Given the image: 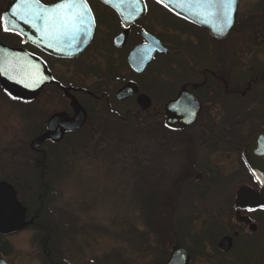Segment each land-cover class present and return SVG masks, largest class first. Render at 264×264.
<instances>
[{
	"label": "rangeland",
	"instance_id": "374dc122",
	"mask_svg": "<svg viewBox=\"0 0 264 264\" xmlns=\"http://www.w3.org/2000/svg\"><path fill=\"white\" fill-rule=\"evenodd\" d=\"M6 2L0 0V13ZM145 23L162 34L170 50L137 77L142 89L152 93L147 109L134 99L110 109L105 99H83L88 111L83 126L37 149L32 140L45 130L50 114L67 108V101L55 87L23 101L0 85V180L14 184L28 206H37L40 199L42 221L53 227L50 256L43 253L41 231L34 228L6 237L7 244L0 238L8 262L164 264L178 245L192 254L189 264H264V208L254 212L255 232L237 227L231 201L250 179L239 150L219 140L237 135L240 144L264 122V80L251 83L245 98L235 101L208 72L219 71L229 86L242 91L264 70V0H239L236 24L222 39H213L207 30L204 36L156 8ZM104 32L97 31L96 37L104 38ZM119 59L105 45L94 44L80 61L55 64L54 71L97 93L107 90L113 100L119 84L115 75L127 74ZM203 68L209 75L205 132L203 114L186 132L168 131L165 101L183 83H200ZM216 138L218 146L209 150L207 144ZM192 168L204 173L201 182L194 180L197 170ZM205 195L213 198L205 201ZM235 230L240 234L232 249L219 252L218 239Z\"/></svg>",
	"mask_w": 264,
	"mask_h": 264
},
{
	"label": "water",
	"instance_id": "95a60500",
	"mask_svg": "<svg viewBox=\"0 0 264 264\" xmlns=\"http://www.w3.org/2000/svg\"><path fill=\"white\" fill-rule=\"evenodd\" d=\"M107 4H110L119 14L120 18L125 24H130L134 19L138 18L144 13L143 0H131L128 7L123 6L120 1L116 0H101ZM175 15L194 23L204 29H207L214 38H224L228 32L234 27L239 0H237L235 10L231 16V26L226 27L223 34L217 32L216 27L211 22H205L204 18L199 15H193L192 11L186 10L185 7H180V4H187L189 2L194 3L195 0H155ZM37 2L42 7H51L60 3L61 0L53 5L45 6ZM83 2L87 5L85 0ZM23 3V0H11L3 12L4 25L5 18L11 17L14 11H18L17 5ZM137 3V4H135ZM137 7L134 9V7ZM88 7V5H87ZM89 9V7H88ZM89 15L92 14L89 10ZM93 18V17H92ZM15 27L9 29H15L19 31L24 40L34 44L42 50L51 52L57 56L70 57L78 54L88 43L93 25L87 35L80 42L62 43L59 46L55 41H51L52 46H49L50 40L43 35L41 31H37L30 24L24 22L19 17L15 18ZM127 31H123L121 36L126 37ZM148 41L155 42L154 49L166 52L167 50L150 34L144 36ZM148 45V44H147ZM147 45H141L135 47L131 51V57L137 55L140 50L145 51ZM147 55L140 61L139 66L135 65L132 59H130L132 67L141 71L146 62L150 58L151 52H146ZM135 54V55H132ZM141 54V53H139ZM55 83L60 87L64 94L70 99V106L73 109V115L68 116L66 113L52 114L47 120V128L44 132L38 134L31 142V146L34 144L40 145L46 140H52L58 142L64 136L65 131L74 130L80 128L85 121L86 112L77 99L69 93V89L61 86L55 81L51 75V72L47 68L46 64L41 58L33 55L23 48L8 47L0 42V85L13 97L29 100L37 96V94L43 89L46 84ZM138 91L137 86L133 82H128L122 86L116 93L118 99H124ZM138 104L143 109H147L150 106V99L145 95H139L137 98ZM200 106L198 101L185 89L182 88L178 97L175 100H170L165 105L166 124L169 126L186 125L191 123L199 111ZM247 157V164L254 174L256 180L260 185L258 191L249 190L246 187H241L237 191L236 204L249 205L251 207L264 206V180L260 177H264V129L259 130L247 143L244 149ZM26 208L20 203L17 198V191L15 187L6 180H0V234L10 233L33 223V220H25ZM241 221L249 223L247 217L240 218ZM255 224H250L251 231L255 230ZM232 242L231 237H223L218 247L221 250H227L230 248ZM190 257L188 253L181 247L174 245L168 255V258L164 264H189ZM0 264H5L3 259L0 258Z\"/></svg>",
	"mask_w": 264,
	"mask_h": 264
},
{
	"label": "flooded vegetation",
	"instance_id": "af4514ba",
	"mask_svg": "<svg viewBox=\"0 0 264 264\" xmlns=\"http://www.w3.org/2000/svg\"><path fill=\"white\" fill-rule=\"evenodd\" d=\"M10 1L11 0H7L5 7L2 9V11L0 13V32H1L0 33V41L9 47L24 48L27 51H29L30 53H32L36 56H39L46 63L47 67L49 68V70L52 73L53 78L61 86L68 88L69 93L72 94L77 99V101L80 103V105L83 107V109L86 112V117H85L84 123L87 120L88 111L85 108V106L83 105V102H84L83 99H88V100L91 99V100H96V101H102L105 99L109 109L111 108V106L114 103H123L129 99H134L137 106L140 109H143L138 104L137 98L139 95H145L150 99V106L153 104L152 93L150 91L146 92L142 89V86H141L139 79L137 77L144 74L146 71H148L150 69V67H152L161 56L168 55L170 50L168 49L169 48L168 45L162 40V38H161L162 34L158 31L155 32L152 29L148 28L146 23H145V19L150 15L151 9L156 8L158 12L166 15L167 17H169L173 20H180L184 24H186L187 26L194 27L195 29H200L202 34L205 36V30L204 29H202L196 25H193V24H191V23H189L183 19L178 18L177 16H175L174 14L169 12L167 9H165L164 7H162L161 5L156 3L154 0H143V2L145 4V12L141 16H139L138 18L133 20V22L129 25L125 24L123 22V20L120 18L117 11L110 4H107L101 0H85V2L87 3V5L91 11V14L93 16V21H94L93 31H92L91 37H90L88 43L86 44V46L78 54H76L74 56H70V57L57 56V55L52 54L51 52L40 49L39 47L35 46L32 43L25 41L23 35L16 30H7V31L4 30L3 12H4V9L6 8L7 4ZM39 1L45 6H50V5H53L56 2H58L59 0H39ZM116 1H120L123 6L128 7L131 0H116ZM135 4H137V3H135ZM136 8L137 7L135 6L134 9H136ZM106 14H108L109 18L106 16ZM156 20H157L158 24L168 28L165 23H161L162 19L156 18ZM103 29H105V32L102 33L104 35V38L96 37L97 31L103 30ZM174 29H177V28H174ZM170 30L175 32L173 29H170ZM123 31H127V35H126V37H124V39H123V37H119V36H121ZM143 31H145L148 34L155 37L161 43V45L163 47L168 49V53L167 52H161V51L154 49L155 42L152 43L149 41V44H148L147 40L143 36ZM94 44L96 46H97V44H99L100 47H103L105 45V48L111 50V52L114 51L117 54V57L118 58L120 57V59L117 61L120 62V64L123 63V66H124L125 70L127 71L126 75L118 74V75H115V77H114V80L119 81V84L117 85V87L113 91V94H112V96L114 97L113 100L109 99L110 93H108L107 90H102L101 92L97 93L96 92L97 89L90 90L88 87L79 86L78 84L73 83L69 79H65L61 76H58L54 71V65L55 64H60V63L63 64L64 62H69V61H73V62L80 61L81 58H83L84 55L89 51V49H91V47L93 48ZM141 45H147L148 47L145 48V51L140 50V52L136 53L137 55L132 54L135 56L131 57L130 54H131L132 49H134L135 47L141 46ZM146 52H151L149 60L146 62L144 68L141 71L135 70L131 65L130 59H132L134 62H136L135 65L139 66L138 61H140L141 59L146 57V55H147ZM139 53H141V54H139ZM85 67L87 70H90V68H92V65H90L88 62L85 61ZM205 72H207V71H205V68H203L202 70L199 71V73L203 77V80L200 83L189 82V81L183 83L182 85H180L179 89L175 93L173 92V96L171 95V97L165 101V103L163 105V114H164L165 120H166V113H165L166 103L170 100H175L178 97V93L182 88H185L198 101L199 106H200V109L197 112L195 119L191 123L186 124V125H178V126H167V125H165L168 131L177 132V133L186 132L191 127H193L194 125L197 124V122L199 121V119L201 117V114H203L202 115L203 131L205 132V102H206L205 101V87L207 86L206 81L209 80V75L207 74L208 72H209L210 76H212V78H214L218 82L222 83L223 92L225 93V95L227 97L236 98L235 101H237L238 99L245 98V96L247 94V90H249L251 83L258 82V79H260L261 81L264 80V73H263L264 70H262L259 76H257L254 79L249 80L246 83V87L242 91L241 90L239 91L238 86H235V87L229 86L228 81L224 79L223 75H221V73L219 71H217V72L208 71L207 73H205ZM128 82L135 83L138 91L136 93L124 98V99H118L116 96L117 91ZM46 87H49V88L55 87L61 93V96L65 99V101H67V108L63 111H59V112H55V113L64 112L68 116H72L73 115V109L70 106V99H69V97H67L64 94L63 90L60 87H58L55 83L48 84L44 88H46ZM210 97L211 98H208V101H212L214 99L212 97V95H210ZM256 99H258V95H257ZM255 109H256V107H255ZM110 112L111 113L113 112L117 115L116 111L110 110ZM55 113H52V114H55ZM52 114H50L48 116V118ZM48 118H47V120H48ZM47 120L45 123V130L47 128ZM227 126H230V125H227ZM227 126H226V129L228 128L230 131L235 130L234 127L230 128ZM80 128L65 131L64 136L67 134H70V133H75ZM220 128L225 129V127H220ZM262 129H264V122H262L258 126V128H256V130H252L251 132H249L248 135L246 136L245 140L243 142H241L240 144H236V142H235V141H237L236 140L237 135L231 136L232 140L228 139L227 137H222V136L219 137V140L222 141L223 145H226L229 148L239 150L241 162H242L244 168L246 169L247 174H248L249 179H250L249 182L247 181L246 184L241 185L237 188V190L235 191V195H233V199L231 201V209L234 213L235 224L237 225V227L243 228L244 230L246 229V231H248L250 233H253L257 230V224H255V222L253 221L255 219L253 216L254 212L257 209L264 208V207L253 208L249 205H238V204H236V197H237V191L241 187H246L252 191H258L260 189V185H259L258 181L256 180L254 174L252 173V171L250 170V168L247 164V157L245 155L244 149H245V146L247 145V143L251 140V138L259 130H262ZM217 141H218L217 138L210 141L207 145L209 146L211 143L210 146H212V147L209 146L208 149L211 150L215 146H218ZM48 142L54 143L51 141H48ZM38 148L39 147H37V149ZM204 149H205V147H204ZM203 151H204V154H202V156L203 157L206 156L205 158L209 159V155H208L209 151L207 152V154H205V150H203ZM202 156L197 154L198 159H199V157H202ZM193 166H195V165L193 164ZM203 168L205 169V164H204ZM192 169L197 170V171H195V174H194V180L196 182H201L203 180L204 173L201 170H198L197 168H192ZM206 169H209V168L206 167ZM184 177L185 176H183L182 178H184ZM209 198L212 199L213 197L205 195V201L209 200ZM19 201L26 208L25 220L28 221V220L32 219L33 223L22 228L21 230H16V231L6 233V234H0V238L3 239V241H2V239H0V241L7 244L8 241H7L6 237H8L10 235L17 234V233L22 232V231L29 229V228H34V229L38 230L39 232L41 231L42 236L40 237L39 241H40V243H42V251L44 254H47L48 256H50V253H51L50 246L51 245L49 246V244H50V241L52 239V237H51L52 231L51 230L53 229V227L50 225V223L44 222V220L42 221V218L44 217V215L42 213H43V210L45 208L41 205H40V207L28 206L26 203H24L20 199H19ZM211 202L212 201L207 202V204H209ZM242 217H247L249 219V223L241 221L240 218H242ZM251 223L256 225L255 230H253V231H251V229H250ZM239 234H240V231L235 230V231H232L230 233L228 232V233H225L224 235H222V237H220V239H218V242L216 244L218 251L221 253H226V252L230 251L234 245L235 239L239 236ZM223 237H231L232 238L231 246L227 250H221L218 247V243ZM1 249L2 248L0 247V258L3 259L6 264H12L11 262H8V260H6L4 254H2ZM184 249L187 250L186 248H184ZM187 252L190 254V257H192V254L188 250H187Z\"/></svg>",
	"mask_w": 264,
	"mask_h": 264
},
{
	"label": "snow or ice",
	"instance_id": "6c2138e0",
	"mask_svg": "<svg viewBox=\"0 0 264 264\" xmlns=\"http://www.w3.org/2000/svg\"><path fill=\"white\" fill-rule=\"evenodd\" d=\"M236 3L237 0H195L178 6L192 11L193 15L202 16L206 23H213L217 32L223 34L224 29L231 26ZM17 9L11 17L5 18L4 30L15 27V18L19 17L41 31L50 40L49 46H52L51 41H55L57 46L82 41L94 23L83 0H61L51 7H42L37 0H23ZM260 179L264 180V177Z\"/></svg>",
	"mask_w": 264,
	"mask_h": 264
},
{
	"label": "trees",
	"instance_id": "16d2710c",
	"mask_svg": "<svg viewBox=\"0 0 264 264\" xmlns=\"http://www.w3.org/2000/svg\"><path fill=\"white\" fill-rule=\"evenodd\" d=\"M44 174H45V173L43 172L42 175H41V179L43 178ZM12 181H13V180H12ZM13 182H15V181H13ZM39 184L41 185V182H39ZM46 188H47V187H46ZM46 188H45V189H46ZM20 190H21V189H20ZM44 191H45V190H44ZM39 201H40V199L38 200V205H37V206L35 205L36 207H40L41 203H40ZM42 202H43V201H42ZM42 206H43V205H42ZM66 264H67V263H66Z\"/></svg>",
	"mask_w": 264,
	"mask_h": 264
},
{
	"label": "bare ground",
	"instance_id": "6f19581e",
	"mask_svg": "<svg viewBox=\"0 0 264 264\" xmlns=\"http://www.w3.org/2000/svg\"><path fill=\"white\" fill-rule=\"evenodd\" d=\"M48 141H51V140H46V141H44L43 143H41V146H42L44 143L48 142ZM32 148H33V147H32Z\"/></svg>",
	"mask_w": 264,
	"mask_h": 264
}]
</instances>
